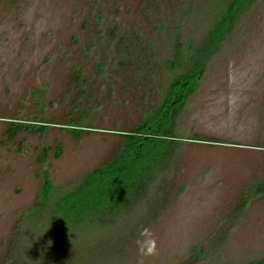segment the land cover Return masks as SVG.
Listing matches in <instances>:
<instances>
[{"label":"rangeland","instance_id":"rangeland-1","mask_svg":"<svg viewBox=\"0 0 264 264\" xmlns=\"http://www.w3.org/2000/svg\"><path fill=\"white\" fill-rule=\"evenodd\" d=\"M218 1L0 0V264L264 260V0L240 18L181 111L164 114L182 73L170 67L176 50L186 62ZM12 123L29 128L11 139ZM145 127L181 145L142 205L66 248L31 229L47 174L60 197Z\"/></svg>","mask_w":264,"mask_h":264},{"label":"trees","instance_id":"trees-1","mask_svg":"<svg viewBox=\"0 0 264 264\" xmlns=\"http://www.w3.org/2000/svg\"><path fill=\"white\" fill-rule=\"evenodd\" d=\"M254 1L219 0L216 22L201 44L191 49L186 62L180 51L176 50V63L170 64V67H179L182 73L174 79L168 91L164 104H169L164 113L166 118L172 113H179L188 97L196 92L208 62L223 41L231 36L238 21ZM173 105L178 108L173 109ZM11 126L8 132L11 139L29 128L22 123H12ZM33 129L43 132L46 126ZM145 129L125 135V145L111 162L88 174L60 197L52 199L53 188L47 174L42 209L37 212L40 216L31 218V229H35V233L38 232L44 241L66 248L74 242L93 240L99 236L98 233L113 230L115 225L142 205L145 200L141 195L157 183L160 175L172 163L175 150L181 145L175 137L158 135L150 127ZM70 132L72 136L80 138L83 130L75 126ZM62 151V146H59L57 158ZM257 264H264V260Z\"/></svg>","mask_w":264,"mask_h":264},{"label":"clouds","instance_id":"clouds-1","mask_svg":"<svg viewBox=\"0 0 264 264\" xmlns=\"http://www.w3.org/2000/svg\"><path fill=\"white\" fill-rule=\"evenodd\" d=\"M145 231H147V230H145ZM149 251H151V250H149Z\"/></svg>","mask_w":264,"mask_h":264}]
</instances>
